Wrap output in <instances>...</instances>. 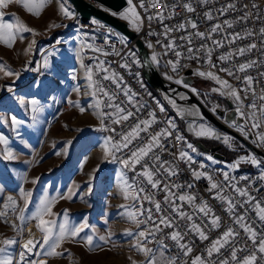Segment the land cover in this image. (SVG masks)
Listing matches in <instances>:
<instances>
[{"label":"snow or ice","instance_id":"snow-or-ice-1","mask_svg":"<svg viewBox=\"0 0 264 264\" xmlns=\"http://www.w3.org/2000/svg\"><path fill=\"white\" fill-rule=\"evenodd\" d=\"M13 0H0V8H6ZM17 3L23 5V7L33 15H39L40 10L48 2V0H16ZM129 7L117 14L115 12L111 13L112 15H118L120 19L127 20L129 24L134 28L135 31L139 32L140 28L136 24H133V20L139 21L140 16L135 10V5H133L132 0H127ZM208 0H201V3H207ZM159 3V0H152L149 4V7H155ZM140 7H145V0H140ZM183 7L188 12H193L195 9L188 3H185ZM244 8H248V5H244ZM251 8L256 9L258 5L253 3ZM60 12L63 17L69 20L76 19V13L70 10L62 2L60 7ZM104 11H109L104 8ZM237 5L234 2H229L220 9L216 11L219 15L223 16L229 11H237ZM204 16L207 20L211 21L214 19L211 11L205 12ZM255 17V19H261L258 13H252L250 11H244L242 15L237 16L234 20H223L221 23H216L212 25L207 33L196 30L191 36H195L201 40L209 39L211 40L212 45L215 48L224 47V43L232 45L239 40L247 39L252 37L255 33L251 29L245 28L243 32H232L226 33L222 40L213 39L214 34L225 33V29L233 28L235 23L247 22L250 18ZM155 17L149 16V21ZM160 19H163V15H160ZM14 22H5L3 20V13L0 12V42L5 43L8 47L12 46V43L19 38L21 41L25 39L22 35L23 32H33L32 29L27 28L25 25L21 24L19 20L13 18ZM90 23L93 25H98V29L106 28L105 25L100 24L95 17L91 18ZM187 24L190 25L192 29H198V25L195 21H187ZM59 26V25H57ZM186 27L184 23H181L177 26L175 30H183ZM173 29L167 28L165 26V32L172 31ZM260 34L264 36V27L260 30ZM36 33L33 32V35ZM155 33L149 32L148 35H154ZM116 36L119 39V43L126 47V39L120 36L118 33H113L111 28H107V31L104 35V45H107L111 48V52L105 51L103 46L97 47L95 44H82L81 51L84 47L89 48L91 51L100 53L101 55H116L121 58V63L119 66L124 69H130L132 65L138 67H143L145 65L152 66L159 64V54L155 51L152 52L150 60H145L141 62L136 57V53L132 51L123 52V50H117L116 45L111 43V37ZM189 36L187 38L188 44H192V38ZM93 41L95 37L91 38ZM181 39H186L181 37ZM35 40H33L29 45L28 49L31 50L35 45ZM157 44L160 43L159 40L156 41ZM147 47L153 49L154 45L151 41H146ZM165 49L175 50L176 45L171 41L163 45ZM257 48L256 43H249L246 46L238 47L228 51L227 53L221 54L217 57V60L221 65L229 62L230 60L238 59L239 57L245 56L247 52H250L253 49ZM81 51L77 52V56L81 55ZM188 55L186 59L197 61L203 60L205 64L210 69H217V64L212 62V49L208 48L206 44L201 45L199 48H193L191 46L187 49ZM203 52V56L198 55ZM54 52H49L43 60L42 67L47 68L49 66V56H52ZM167 55V51L164 53ZM177 60H169L168 64L171 66L173 72L178 71L179 58L181 57V52H175ZM131 61V63H129ZM256 60H247L242 63L234 64L233 67H223L218 68L219 72L226 73L227 76L241 82L244 87L236 88L229 83L228 80L220 78L214 71H196L193 74L200 77L211 79L215 82L218 87H213L211 91L213 93H218L221 96L231 98L235 103V112L239 119L243 120L244 123H237L236 120L226 121L230 126L235 127L245 139H250V132H254L255 140L252 142L257 145V147H264V133H261L258 130L262 124H264V88H262L261 93L258 96V99L262 102L261 104L256 103L257 93L254 88L255 78L251 75H244L243 77L239 76L237 73H245L250 68L257 65ZM104 61H98L95 65L96 73L103 72L102 80H110L113 85H115V91L106 89L104 85L97 80H93V67L84 66L81 61V66L85 68L86 77L88 80V88L90 92H85V95H91L95 99L96 103L90 105L94 108H107L110 111L104 112L100 111L95 113L100 120V129L101 131H106L119 136V139H114L112 136L106 137L104 145H102L104 151V158L109 159V162H118L123 169L133 172L135 175L129 181L123 173L120 174V181L122 186V191L124 192V198L127 200L131 198L133 201H146L148 204H151L155 209V214L153 208L145 209L143 205L139 209L135 208V204L132 205V210L127 211L128 219L134 222L137 227L140 225H146L145 228L139 230L136 233L138 237V242L133 245L139 252L143 253L145 256L146 264H177L179 256L177 255H167L169 251L168 240H171L183 257H189L193 252V246L188 242V236L198 237V239L203 242L209 239L206 229L216 230L221 227V218L217 216L212 210L210 205L203 199L199 198L192 189L195 188L194 183L179 184L172 181V177L179 175V168L176 167L172 162L162 160L161 155L156 153V150L159 149L160 152H166L168 149L161 142L163 139H167L173 136L175 132V140L178 142H184L187 149H190L191 152L196 153L197 149L191 144L184 141V137L176 131V125L171 119L167 121V127L160 129V131L155 133H150L148 130L153 123L156 122V116L153 112H149L150 119H138L136 122L129 127L127 131L117 132L116 128L110 127L109 123L105 122V118L113 125H123L125 122L132 119L136 113H139L141 109L144 108L143 104L137 106L136 97L139 95L136 91L125 82L123 76L115 71H110L107 67L104 66ZM187 67V65H183ZM24 70H35L28 69L25 65ZM0 71H3L6 76H16L19 77V72H11L7 70L4 65H0ZM261 77H264V72L259 74ZM135 77L142 89L146 88V85L143 83L141 78V73L136 72ZM165 79L173 80L172 76L165 74ZM72 79L75 80L76 76L73 75ZM174 83L184 87L194 95H199L198 90L185 83L183 78L176 79ZM79 93L80 89H75ZM11 91V88H9ZM172 91H175L173 89ZM243 92L245 95L241 97L240 93ZM122 93L126 98V101L119 99V94ZM251 93L254 98L250 104L247 106L244 105L243 100L248 99V94ZM150 94V93H149ZM181 100H186L187 97L182 93H177ZM100 97H103L102 101ZM54 99V98H53ZM165 99L168 101L173 108L176 109V112L180 116H184L186 113L188 115L199 117L200 120H203V117L200 115V112L195 107H180L177 105V102L171 99L167 94ZM119 101V102H117ZM21 105L25 104L23 99L19 100ZM71 103V101H69ZM29 105V111L32 113L33 122L36 121L38 114L41 112V106L39 105L36 99H31L27 101ZM131 105L135 109V112L129 110L125 105ZM80 107L79 105H76ZM157 106L161 113L165 112V107L157 101ZM219 105H216L212 108V111L215 113ZM247 107L248 112L245 113L244 109ZM80 111L84 112L85 109L80 107ZM20 122L13 117L11 119V126L13 130L16 129ZM188 130L193 133L198 138H208L221 141L224 145L232 147L231 140L232 138L226 134L217 133L216 129L206 125L204 123L190 122L188 124ZM148 133V138L140 146L130 148L129 146L133 144L134 140L141 139L140 133ZM0 143L5 145L3 150V158L6 160L15 159L13 152L10 148L7 147V140L0 136ZM71 144V141L68 142ZM174 146V145H173ZM124 149L129 150V154L124 156H118L117 153L123 152ZM67 149H65V153ZM175 155L177 160H181L184 163L189 165V170L193 180L199 181L201 178H206L208 180L207 191L212 194V199L219 200L222 204L226 205L225 211L228 213L231 218L232 224L238 226L240 230L246 234L247 240L252 242V250L248 255L244 257H239L238 253L248 251L247 242H243L241 245L240 236L241 233L236 228L228 227L225 231L221 233L211 244L205 249L206 256L196 255L190 261V264H217L213 259L214 255L221 254V250L226 247L229 250V254L226 258L218 261V264H256L259 258L264 260V233L258 234L253 224L256 221L251 220L248 216V211H254L256 217L258 218L260 225L264 226V202L258 200L256 197L252 196L249 192V188H252L254 181L248 176H240L239 178L231 176L230 172L236 171L241 163H250L255 167H260L264 164V161L258 160L254 154L248 153L247 155L239 156L233 163L228 164L226 167L229 171H224L222 173L225 184H220L213 180V177L208 173L191 168V164L195 163L192 156L188 154L187 151L180 149L178 150V155ZM205 159L210 161L213 164L218 163L212 156L205 155ZM143 161V164L141 163ZM150 161V163H149ZM137 165H141V169L137 171ZM200 169H204L205 165L200 164ZM95 171V169H94ZM163 176L164 179L159 177ZM143 177L147 184L150 185L151 189L156 191H162L164 193L163 205L162 203L155 199V193L148 191L139 181V178ZM38 179V178H37ZM259 181L264 182V170L261 171L260 175L257 178ZM248 181V185L244 188L238 186L239 181ZM33 184L37 183V180H32ZM264 187V184L261 185ZM181 189H185L181 191ZM226 189H230L232 192L238 194L239 197L244 199L237 200L234 199L231 195H224ZM3 186L0 185V191H3ZM91 191V188H89ZM259 191V189H256ZM71 192V189H69ZM32 192H25L23 188L20 189L19 198L23 200V206H19L18 200L9 195L6 201L2 205V210H0V218H3L4 223H8V217L11 214L15 217L16 220L20 221L19 231L23 232V228L26 223L31 221H36V228L41 233V239H27L23 244V251L19 254V260L15 261L7 255V249L9 246H12L18 241L14 238H5L0 240V264H47L43 259H29L30 256H62L63 254L58 252L57 249L60 248L61 243L67 239L75 240L80 232L85 228L89 227L87 223L81 224L79 226H73L69 224L67 219L56 221V220H46L45 217H50L52 213V205L54 204L56 198L50 197L47 194H44L36 204L34 210L29 211V204L31 203ZM71 199V195L67 197ZM187 204L191 209L190 212L183 210L184 204ZM121 207H125L122 205ZM238 209H244L243 212L238 211ZM138 213V215H137ZM64 216H67V211L65 210ZM140 217H143L142 219ZM179 221H186L185 225L182 227ZM107 223V221H105ZM10 227L13 230L18 229V225L15 222L10 224ZM165 229H170L171 231H165ZM129 236H132V232L126 233ZM29 235L31 236V230H29ZM259 236V238H258ZM101 240H104L105 237L101 236ZM93 242V237L90 235L86 238V243L89 245V250H91V245ZM155 242L156 248L148 247L147 245ZM39 248L41 251H34V249ZM133 264H136L133 261ZM182 264H188L187 261L182 262Z\"/></svg>","mask_w":264,"mask_h":264},{"label":"rangeland","instance_id":"rangeland-1","mask_svg":"<svg viewBox=\"0 0 264 264\" xmlns=\"http://www.w3.org/2000/svg\"><path fill=\"white\" fill-rule=\"evenodd\" d=\"M259 1L264 6V2ZM62 2L76 13V19L69 20L63 17L59 10ZM128 7L129 5L119 13ZM96 8L104 9L101 6ZM0 12L3 13L5 22H14L15 18L36 33L33 35V32H23L25 39L21 41L17 38L11 47L0 42V65H4L13 73H20L19 77H16L6 76L0 71V136L7 140V147L15 156V159H4L2 153L5 145L0 143V185L4 189L0 191V210L7 193L12 194L22 207L23 200L19 196L20 189L23 188L25 192L31 191L33 194L29 211L34 210L39 199L47 194L56 200L52 205L53 215L45 217L46 220L67 219L73 226L84 223L89 225L75 240L69 238L61 243L57 251L62 253V256H46L48 259L44 256H32L33 259H43L47 264H133V261L136 264H146L144 254L133 247L138 242L136 233L143 227L142 225L137 227L130 221L126 211V209L131 211L133 204L138 209V203L131 198L127 200L124 198L119 178L121 173L128 180L129 177L125 169L114 162H109L110 158H104L102 145L107 136L98 127L100 120L95 114L98 108L90 107L96 103L95 99L91 95H85V92L91 90L87 87L89 82L81 61L84 66H91V63L85 57V47L81 51L83 42L75 30V22L77 18L80 19L77 10L68 0H48L37 16L13 0L6 8H0ZM120 20L137 34L127 20ZM133 24L141 28V20H133ZM33 40L36 42L35 45L25 54ZM78 51H81L79 57ZM49 52L54 54L48 57L49 66L44 68L43 60ZM25 65L28 69L35 70H24ZM73 75L76 76L75 80L70 79ZM207 79L200 76L194 79L192 86L199 93L195 97L212 113V108L216 105H219L217 109L227 112L226 101H231L233 105L235 103L231 98L213 93L211 89L218 85ZM93 80H96L95 73ZM145 84L147 87L146 82ZM77 88L80 89L79 93L75 90ZM150 95L152 96L151 93ZM152 98L165 107L169 119L175 123L189 143L190 140H196L209 147L221 144V150L225 148L237 152L236 159L249 153L232 137L231 148L215 140L194 139L187 131L186 120L171 112L157 95ZM20 99L25 101L24 105L19 103ZM31 99H36L41 106V112L35 122L31 118L32 113L27 104ZM76 105L83 107L85 111L81 112L80 107ZM13 117L20 122L15 130L11 126ZM194 119L200 120L197 117ZM235 130L240 133L236 128ZM256 131L263 133L264 124ZM250 133L255 140L254 132ZM259 148L264 150V147ZM220 151L216 153L220 154ZM190 153L193 152L190 150ZM196 153L203 158L208 155L198 149ZM213 158L218 162L216 164L228 170L226 166L230 162H225L222 158L221 160ZM207 162L216 165L208 160ZM261 168L264 170V164ZM34 179L37 180L36 184L32 183ZM69 195L71 199L67 198ZM122 205L125 207H121ZM12 222L18 225L17 230L10 227ZM31 225L37 231L36 239H41V233L35 226L36 221L26 223L23 232H20V221L14 216L9 215L8 223H4L3 218H0V240L14 238L18 241L7 249V255L14 262L18 260L20 241L26 236L27 227ZM127 232H132L133 235L129 236ZM90 235L93 237L91 250L86 243V238ZM101 236L105 239L101 240ZM34 251L41 250L37 248Z\"/></svg>","mask_w":264,"mask_h":264},{"label":"built area","instance_id":"built-area-1","mask_svg":"<svg viewBox=\"0 0 264 264\" xmlns=\"http://www.w3.org/2000/svg\"><path fill=\"white\" fill-rule=\"evenodd\" d=\"M89 1L91 4H93L95 7H99L95 2L91 0ZM127 1V0H126ZM133 5H135V10L140 16L141 20V28L140 31L137 32V35L139 39L141 40L143 46L145 47L149 57H151L152 52L155 51L159 54V64L154 65L160 75L164 78L165 74L172 76L173 80H168L170 82H173L176 79L183 78H193L196 79L198 75H194L193 73L196 71H214L215 74L220 76V78L228 80L230 84H232L236 88H242L244 85L227 76L226 73H222L218 71V68L220 66L231 68L234 66V64L242 63L247 60H256L258 63L256 66L250 68L245 73H237L239 76L243 77L244 75H251L255 78L254 80V88L257 93L256 103L259 105L262 102L258 99L259 94L262 91V88H264V77H261L259 74L261 72H264V46H263V36L260 34V29L264 27V6L259 0H208L207 3H201V0H159V3L156 4L155 7H149V4L152 2V0H145V7H140V0H132ZM229 2H234L237 5V11H229L225 15L221 16L216 11L217 9H220L224 5H226ZM128 3V2H127ZM185 3L190 4L195 10L193 12H188L183 5ZM255 3L258 5V8L253 9L251 8V5ZM248 5V8H244V5ZM211 11L214 19L209 21L205 18L204 13ZM244 11H250L252 13H258L261 17V19H255L253 16L250 18L247 22H239L235 23L233 25V28H226L225 33L220 34H214L213 39L216 40H222L224 35L226 33H232V32H243L245 28L251 29L255 35L252 37H248L244 40H239L235 44H228L227 42L224 43V47L222 48H215L211 40L205 39L201 40L195 36H191L192 33H194L196 30H199L201 32L207 33L209 29L212 27V25L216 23H221L223 20H234L237 16L242 15ZM78 17H80L79 13ZM160 15H163V19H160ZM149 16L155 17L151 21H149ZM95 17L97 21L100 24H103L106 26V28L98 29V25H93L90 23L91 18ZM195 21L198 25V29H192L190 25L187 24V21ZM181 23H184L186 27L183 30H175L178 25ZM75 25H86L89 26V33L86 34V45L87 44H95V46L100 47L103 46L105 48V51L111 52V48L107 45H104V35L107 31V28H111L113 33H118L120 36L124 37L126 39V47L124 45H121L119 43V39L116 36L111 37V43H114L116 45L117 50H123V52L127 51H135V44L130 40L128 35L124 33L122 30L114 27L107 21L97 17L96 15L91 14L85 22H81L79 18H77ZM165 26L169 29H173L172 31L165 32ZM153 32L154 35L149 36L148 33ZM191 36L192 38V44L189 45L187 38ZM95 37V40L93 41L91 38ZM181 37H185L186 39H181ZM159 40L160 43L157 44L156 41ZM146 41H151L154 45L153 49H149L147 47ZM172 42L174 45H176L175 50H168L163 47V45L168 44L169 42ZM249 43H256L257 48L251 50L250 52H247L245 56L239 57L238 59L230 60L229 62L221 65L220 62L217 60V57L221 54L227 53L228 51L246 46ZM206 44L208 48L212 49V62L217 64V69H210L207 64L203 62V60L197 61L195 59L189 60L186 59L188 52L187 49L189 46L195 48H199L201 45ZM86 49H89L86 47ZM167 51V55H164V53ZM179 51L181 52V57L179 58V65H178V71L173 72L171 70V66L168 64L169 60H177L178 58L175 55V52ZM198 55L203 56V52L199 53ZM90 57H91V66L93 67L94 73H95V79L97 81H100L106 89L115 91V85L111 83L110 80L104 81L102 80V76L104 75L103 72L96 73V67L98 61H104V66L107 67L110 71H115L119 73L121 76H123L125 82L133 89V91H136L139 95L136 97L137 106L140 104L144 105V108L141 109L139 113H136V115L130 119L129 121L125 122L123 125H113L110 124V122L105 118V122L109 123L110 127L116 128L117 132L121 131H127L129 127H131L138 119H150L149 112H153L156 116V122L151 125L149 128L150 133H155L160 131L162 128L167 127V121L169 120L168 115H163L158 110V108L155 106V102H152V99L147 95V89H142L137 82V79L135 77V73L138 72V66L132 65L130 69H124L119 66V64L122 62L121 58L116 55H108L104 56L100 53H96L90 50ZM131 63V61H129ZM183 65H187V67H183ZM190 71V75H186V72ZM72 79V78H70ZM165 79V78H164ZM167 80V79H166ZM211 80V79H207ZM174 83V82H173ZM241 97H243L245 94L243 92L240 93ZM100 99L103 101L104 98L100 97ZM119 99L126 101V98L123 96L122 93L119 94ZM254 98L252 97L251 93L248 94V99H244L243 103L245 106L250 104ZM119 102V101H117ZM128 107L129 110H132L135 112V109L132 108L131 105H125ZM236 107V105H235ZM234 107V109H235ZM101 111L107 112L110 111L107 108L101 109ZM245 113L247 114L248 109L245 107L244 109ZM100 129V121L98 125ZM103 133H106L109 136H112L114 139H119V136H115L114 134L106 131H102ZM264 133V132H263ZM141 139H137L133 141V144L130 145V148H134L136 146H140L148 138V133H140ZM165 147L168 149L166 152H160L159 149L156 150V153L161 155L162 160L172 162L176 167L179 168V175L172 177V181L179 184H187V183H194L195 188L192 189L193 192L196 193V195L199 198H203L212 208V210L215 212L217 216H220L221 218V227L216 230L212 229H206L207 234L209 235V239L206 241L201 242L198 237L194 236H188L187 240L189 243L193 246V252L190 254L189 257H183V255L179 252V250L175 247L174 243L171 240H168L167 243L169 245V251L167 252V255H177L179 256V260L177 261V264H182V262L187 261L188 264H190V261L193 257L196 255H205L206 251L205 249L211 244L213 240H215L218 236L221 235L223 231H225L228 227L236 228L238 231H240L241 236V245L243 246V242L246 241L248 245V251L240 252L238 253L239 257H244L249 254V252L252 250V242L250 240H247L246 234L243 233L242 230L238 228V226L232 224L231 218L229 217L228 213L225 211L226 205L222 204L219 200L212 199V194L207 191L208 188V180L206 178H201L199 181L193 180L189 165L184 163L181 160H177L175 155H178V150L183 149L188 152L190 156L193 157L195 163L191 164V168H195L201 171H204L211 175L213 177V180L220 183L225 184V181L223 179L222 173L224 171H220V165H212L209 164L207 161L197 157L196 153H190V149L186 148L185 143H179L175 140V134L173 136L163 139L161 141ZM186 142L188 140L186 139ZM174 145V146H173ZM129 154L128 149H124L123 152L117 153L118 156H124ZM235 160L231 161L229 164L233 163ZM116 165L122 167L118 162H114ZM143 164V161L141 162ZM150 163V161H149ZM203 163L205 165L204 169H200V164ZM137 171L141 169V165H137ZM242 167L244 170L237 169L236 171L230 172L231 176H235L239 178L240 176H248L250 179L254 181V185L252 188H249V192L252 196L256 197L258 200H261L264 202V187H261L264 182L259 181L257 178L260 175L261 171L263 170L260 167H255L251 165L250 163H241L239 168ZM130 175V181L132 177L135 175L133 172L128 171L125 169ZM229 171V169H228ZM160 179H164L163 176L159 177ZM140 183L142 186H144L148 191L155 193V199L160 201L162 203L163 207H166V205H163V199H164V193L162 191H156L151 189L150 185L147 184V181L143 178H139ZM248 185V181H239L238 186L241 188H244ZM256 189H259V191H256ZM185 189H181V191H184ZM224 195H231L234 199L242 200L244 198L239 197L238 194L232 192L230 189H226ZM135 203H138V209L143 205L145 209L147 208H153V212L155 214V209L151 204H148L146 201H134ZM183 210L186 212H190L191 209L188 207V205L185 203L183 206ZM238 211L243 212L244 209H238ZM248 216L251 218V220L256 221L255 224H253V227L257 231L258 234L264 233V226L260 225V222L258 218L256 217V213L254 211L249 210ZM143 217H141L142 219ZM180 225L183 227L186 223V221H179ZM143 228L146 227V225H142ZM165 231H171L170 229H165ZM259 238V236H258ZM151 248H156L155 242L152 244L147 245ZM229 250L226 247L225 249L221 250V254L214 255L213 259L217 262L224 259L228 256ZM256 264H264V260L259 258Z\"/></svg>","mask_w":264,"mask_h":264},{"label":"water","instance_id":"water-1","mask_svg":"<svg viewBox=\"0 0 264 264\" xmlns=\"http://www.w3.org/2000/svg\"><path fill=\"white\" fill-rule=\"evenodd\" d=\"M71 5L77 10V12L80 15L81 22H85L88 20L89 16L91 14L96 15L97 17L107 21L114 27L122 30L124 33L128 35L130 40L134 42L137 56L141 62L145 60H150V57L143 46L141 40L139 39L138 35L131 31L128 26L121 21L117 16L112 15L111 13H119L123 9H125L128 4L126 0H92L95 3H97L99 6L108 9L109 11H103L101 9H98L94 7L91 3L84 1V0H68ZM142 70V76L147 83V85L154 91V93L158 96V98L163 102V104L175 115H178L176 112V109L172 107L168 103V101L165 99V95L171 97V99L175 100L177 102V105L180 107H195L199 110L200 115L203 117V120L208 122L211 126L218 129L219 131L223 132L224 134L232 137L236 141H238L240 144H242L243 147H245L249 153H252L255 155V157L258 160L264 161V150L257 147L252 141L253 136L251 133L250 139H245L243 135L238 133L235 130V127L230 126L229 123L226 121H232L236 120L237 123H244L243 120L239 119L236 115L234 105L231 101L227 100L226 104L228 106V111L224 112V110L217 109L216 112L212 113L209 111L196 97L193 93L185 89L184 87L175 84L173 82H170L166 79H164L156 67L154 65L148 66L145 65L141 67ZM190 71L186 72V75H190ZM184 82L193 85L194 79L193 78H186L184 79ZM175 89V91H172ZM177 93L184 94L187 99L181 100ZM178 117H180L178 115ZM200 119V118H199ZM200 140V139H198ZM220 142V141H218ZM195 147L205 154L214 153V157L221 159L220 154L216 153L220 146L212 148L211 150L207 149L200 141H197L195 144Z\"/></svg>","mask_w":264,"mask_h":264},{"label":"bare ground","instance_id":"bare-ground-1","mask_svg":"<svg viewBox=\"0 0 264 264\" xmlns=\"http://www.w3.org/2000/svg\"><path fill=\"white\" fill-rule=\"evenodd\" d=\"M75 30H77V33H78V35H79V38H81V40H82V42H83V44H85L86 45V34H88L89 33V26H86V25H76V29ZM263 46H264V36H263ZM84 52H85V57L90 61V63H91V57H90V49H86V47H85V50H84ZM138 72H140L141 73V67H138ZM141 78H142V74H141ZM142 81H143V83L145 84V82H144V80H143V78H142ZM146 85V84H145ZM148 88V86L146 87V88H144V89H147ZM147 95L152 99V102H155V106L158 108V110H159V107L157 106V101L158 100H154L153 98H152V96L149 94V92L147 91ZM160 103V102H159ZM101 109H103V108H99V112L101 111ZM161 114H163V115H168V113H167V111L165 110V112L164 113H161ZM198 119H199V117H197ZM204 121V120H203ZM206 122V121H205ZM175 124V123H174ZM216 129V128H215ZM218 130V129H217ZM176 131H178L181 135H182V133L180 132V130H178V128L176 127ZM219 131V130H218ZM221 132V131H220ZM221 133H223V132H221ZM107 137H109V135H107L106 133H104ZM174 134H175V132H174ZM224 134V133H223ZM184 141H186L185 139H184ZM179 143H184V142H179ZM220 171H228V170H225L223 167H221L220 166ZM127 172V171H126ZM127 175H128V177H129V180H130V175H129V173L127 172ZM9 195H11V196H13L12 194H10V193H7L6 194V196H5V201H6V199H7V197L9 196ZM14 198V197H13ZM29 230H31V233H32V235L30 236L29 235ZM26 233V236L25 237H22V239H21V241H20V247H19V250H18V252H17V259L19 260V254H20V252L21 251H23V248H22V244L27 240V239H36V238H38L37 237V231L35 230V228H34V226H29V227H27V230L25 231ZM29 259H33V257L32 256H30V257H28ZM40 259V258H39Z\"/></svg>","mask_w":264,"mask_h":264},{"label":"trees","instance_id":"trees-1","mask_svg":"<svg viewBox=\"0 0 264 264\" xmlns=\"http://www.w3.org/2000/svg\"><path fill=\"white\" fill-rule=\"evenodd\" d=\"M135 52V51H134ZM136 53V52H135ZM137 57V56H136ZM138 59V58H137ZM148 90H149V92L152 94V96H154V97H156V95H155V93L150 89V88H148ZM227 107V106H226ZM171 114V113H170ZM180 116V115H179ZM182 119H184V120H186V125H187V131L189 132V133H191L189 130H188V124L190 123V122H196V123H204V124H206V125H209V126H211L209 123H207V122H205V121H201V120H195L194 119V117H192L191 115H188L187 113L184 115V116H180ZM212 127V126H211ZM217 131V133H219V134H223V133H221L220 131H218V130H216ZM181 132V131H180ZM192 134V136L194 137V139H205V140H215V139H208V138H198V137H196L193 133H191ZM183 136V135H182ZM184 137V136H183ZM215 141H219V140H215ZM190 142H191V144L193 145V146H195V144H196V140H190ZM221 142V141H220ZM216 145H218V144H214V146H216ZM205 146V145H204ZM206 148H210L209 146H205ZM212 147V146H211ZM221 151H222V153H221ZM220 151V156H221V158H222V160L223 161H225V162H231V161H233V160H235L236 159V157L238 156V153L237 152H232V151H230V150H228V149H225V148H223L222 150ZM246 151V150H245ZM246 153H247V151H246ZM244 170V169H243Z\"/></svg>","mask_w":264,"mask_h":264},{"label":"crops","instance_id":"crops-1","mask_svg":"<svg viewBox=\"0 0 264 264\" xmlns=\"http://www.w3.org/2000/svg\"><path fill=\"white\" fill-rule=\"evenodd\" d=\"M262 2H264V0H262ZM234 105H235V104H234ZM98 112H99V109H98ZM196 155H197V157H199V158H201V159L207 161L205 158H203L202 156H200L198 153H196ZM220 160H221V159H220ZM216 165H217V164H216ZM238 169L243 170L242 167H240V168H238ZM44 258L48 259L46 256H44Z\"/></svg>","mask_w":264,"mask_h":264},{"label":"flooded vegetation","instance_id":"flooded-vegetation-1","mask_svg":"<svg viewBox=\"0 0 264 264\" xmlns=\"http://www.w3.org/2000/svg\"><path fill=\"white\" fill-rule=\"evenodd\" d=\"M202 144H203V143H202ZM203 145H204V144H203ZM218 146H220V149L218 150V151H220V150H221V144L216 145V146H212V147H210V148H208V149L211 150L212 148H215V147H218ZM208 155L214 157V153H210V154H208Z\"/></svg>","mask_w":264,"mask_h":264}]
</instances>
